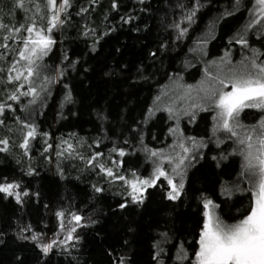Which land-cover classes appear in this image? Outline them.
<instances>
[{
	"label": "trees",
	"instance_id": "obj_1",
	"mask_svg": "<svg viewBox=\"0 0 264 264\" xmlns=\"http://www.w3.org/2000/svg\"><path fill=\"white\" fill-rule=\"evenodd\" d=\"M62 3L0 0V183L20 193L0 192V264H195L204 199L228 224L253 200L239 141L264 132V109L240 112L232 136L209 96L264 64V11L257 0ZM57 13L29 77L25 29ZM157 168L167 177L140 184ZM168 178L183 183L175 200ZM70 226V241L44 250Z\"/></svg>",
	"mask_w": 264,
	"mask_h": 264
},
{
	"label": "snow or ice",
	"instance_id": "obj_2",
	"mask_svg": "<svg viewBox=\"0 0 264 264\" xmlns=\"http://www.w3.org/2000/svg\"><path fill=\"white\" fill-rule=\"evenodd\" d=\"M236 2L239 3V0H236ZM257 3L264 5V0H257ZM48 4L55 7L56 0H48ZM18 6L23 7V0H18ZM68 6H70L69 0H63L60 11H65ZM194 14L195 9L187 19L191 20ZM49 23L50 27L47 29H36L35 25L25 29L30 35L25 38L24 47L27 49L30 43L31 50L30 55L25 56L22 51L20 56L28 61L27 73L29 77L33 75V65H35V60L32 57L39 60L47 55L48 50L54 43L50 36L45 33H51L52 29L63 23V21L60 20L57 13L52 16ZM0 27L4 26L0 25ZM16 31H19V29H16ZM183 31L186 30H182L181 34H183ZM33 32H35V38L31 36ZM238 42L246 43L243 40ZM2 46L6 47L7 45ZM251 69V71L239 74L233 72L227 78V82L224 79H219L218 83L221 87L219 89L213 88L209 96L212 105L218 109L214 117L217 120L218 127L231 133L232 136L237 135L233 124L240 127L238 124L240 112L246 108L264 109V64H257L255 59H252ZM21 74L17 71L15 79H19ZM229 84H231V90L225 91ZM35 91V88L31 89L32 93H35ZM27 94L24 93V95ZM11 99H18V97L13 95ZM3 110L4 105H0V113ZM260 127L264 128V121L261 122ZM252 131H255V129ZM34 135L35 128L32 127V130L28 132V136L33 137ZM0 143L6 144L7 141H0ZM239 143L246 145L243 153L245 161L243 169L252 180L249 191L252 192L253 200L247 215L243 219L228 224L216 215L215 208L217 206L214 205L213 201L207 198L204 199L203 203L206 210L203 215L205 220L199 236V247L195 253V264H264V132L257 136L255 144L252 135H245ZM26 145L27 140L25 141ZM120 154L123 155V152ZM152 155L155 156L157 153L153 152ZM180 163H183V161L181 160ZM177 167H179V164ZM107 171L109 175L112 174L111 169ZM161 176L167 177V174L162 169L157 168L151 178L140 181V184L152 186ZM168 183L172 185V191L168 193V196L170 199L175 200L183 188V183L181 182L177 187L171 178H168ZM15 188H19V185L0 183V192L9 195L14 194L19 201L20 193H14L13 189ZM133 190L136 191L135 184H133ZM24 195H27V193H24ZM60 215H63V213H60ZM73 219L79 221L81 217L73 215ZM69 238H71V231L69 232ZM33 239H37V237L33 236ZM51 247V244L45 245L44 250L48 251ZM177 259H186V253L182 245L177 254Z\"/></svg>",
	"mask_w": 264,
	"mask_h": 264
},
{
	"label": "rangeland",
	"instance_id": "obj_3",
	"mask_svg": "<svg viewBox=\"0 0 264 264\" xmlns=\"http://www.w3.org/2000/svg\"><path fill=\"white\" fill-rule=\"evenodd\" d=\"M258 4V3H257ZM258 8H260L261 11H264V5H259L258 4ZM32 38H35V32H33L31 34ZM30 50H31V44L29 43V47L27 48V54H30ZM231 89L227 90V91H230ZM255 144V142H253ZM142 185H139V186H135L136 188V191H134V194H133V198L134 199H139L141 197V194H142V191H143V188L141 187ZM170 191H172V185H170ZM206 209H204V212H205ZM204 220H205V217H204ZM76 221V220H75ZM77 222V221H76ZM204 223V222H203ZM74 229V227L70 226L69 228L66 229L65 233L66 235L62 238V239H58V240H55L53 242H49V244L53 245L54 242H56V244H64L66 243L67 241H70V238H69V232L71 231V235H72V230ZM199 247V245H198Z\"/></svg>",
	"mask_w": 264,
	"mask_h": 264
}]
</instances>
